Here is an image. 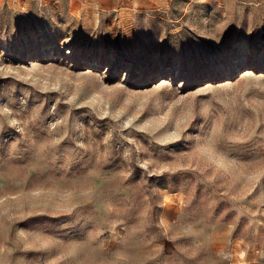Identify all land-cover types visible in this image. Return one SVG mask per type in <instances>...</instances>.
<instances>
[{
    "label": "rangeland",
    "instance_id": "1",
    "mask_svg": "<svg viewBox=\"0 0 264 264\" xmlns=\"http://www.w3.org/2000/svg\"><path fill=\"white\" fill-rule=\"evenodd\" d=\"M0 264H264V0H0Z\"/></svg>",
    "mask_w": 264,
    "mask_h": 264
}]
</instances>
